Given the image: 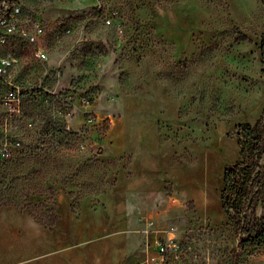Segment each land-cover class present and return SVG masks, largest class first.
<instances>
[{"label": "rangeland", "instance_id": "obj_1", "mask_svg": "<svg viewBox=\"0 0 264 264\" xmlns=\"http://www.w3.org/2000/svg\"><path fill=\"white\" fill-rule=\"evenodd\" d=\"M12 11L0 144L17 136L23 153L0 154V202L14 196L0 204V264H264V245L236 252L220 198L241 158L234 128L264 106V0Z\"/></svg>", "mask_w": 264, "mask_h": 264}, {"label": "trees", "instance_id": "obj_2", "mask_svg": "<svg viewBox=\"0 0 264 264\" xmlns=\"http://www.w3.org/2000/svg\"><path fill=\"white\" fill-rule=\"evenodd\" d=\"M261 60L264 63V38ZM234 135L241 158L225 165L220 198L222 208L237 233L235 250L239 252L247 247L264 245V162H261L264 156V106L254 123L237 124ZM1 142L0 145L5 144L11 151V157L23 153L17 136L6 134ZM7 197L2 198L0 204L13 203L14 196ZM38 218L51 229L57 220L55 208L47 207Z\"/></svg>", "mask_w": 264, "mask_h": 264}, {"label": "built area", "instance_id": "obj_3", "mask_svg": "<svg viewBox=\"0 0 264 264\" xmlns=\"http://www.w3.org/2000/svg\"><path fill=\"white\" fill-rule=\"evenodd\" d=\"M12 7H13V0H0V22L2 20L11 21V22L6 23L8 31H12L13 28H15V24H14L15 22L12 21L14 18ZM30 21L31 20H28V23ZM37 30L41 32L42 27L38 25ZM6 43H7V35L5 32L0 30V49H1V45H4ZM36 55L38 57H41V52L37 51ZM2 66H3V58L0 57V74L3 68ZM0 79H3V78L0 77ZM0 154H2V156L8 157L11 155V151L5 146V144H3V145H0ZM162 261H163V255L157 254V255H153L150 258H148L147 262L148 264H161Z\"/></svg>", "mask_w": 264, "mask_h": 264}]
</instances>
